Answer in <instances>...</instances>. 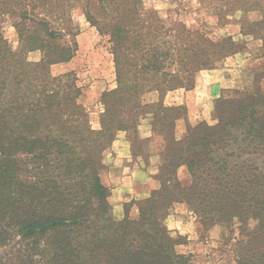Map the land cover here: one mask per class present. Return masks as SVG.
Segmentation results:
<instances>
[{
  "label": "trees",
  "instance_id": "1",
  "mask_svg": "<svg viewBox=\"0 0 264 264\" xmlns=\"http://www.w3.org/2000/svg\"><path fill=\"white\" fill-rule=\"evenodd\" d=\"M53 1L0 0V18L13 20L20 44L13 50L0 27V264H191L163 223L180 203L204 228L237 233L238 264H264V93L223 92L217 123L190 127L180 140L183 108L146 101L153 92L191 89L195 73L235 51L232 39L201 35L195 44L185 33L179 40L141 0H101L113 15L118 86L104 94L103 129L95 131L70 76L49 72L72 58L54 43L62 33L53 22L61 18L34 14L53 9ZM55 1L62 12L64 0ZM67 1L70 8L82 0ZM36 51L42 58L31 62ZM147 114L159 139L161 187L136 218L116 222L100 176L103 152L114 133ZM182 167L191 176L187 186Z\"/></svg>",
  "mask_w": 264,
  "mask_h": 264
},
{
  "label": "rangeland",
  "instance_id": "2",
  "mask_svg": "<svg viewBox=\"0 0 264 264\" xmlns=\"http://www.w3.org/2000/svg\"><path fill=\"white\" fill-rule=\"evenodd\" d=\"M141 3L145 12L155 14L156 19L163 22L162 24L170 29L169 33L179 40L185 37V33H190L195 44L197 37L204 35L213 41L230 37L235 45L234 52L221 58L214 57V64L210 69L195 73L191 89L181 88L147 95L148 102L163 100L165 106L183 108V116L177 121L175 131L178 140L185 136L190 127L201 123L213 126L217 123L214 105L223 92L238 90L264 93V0H141ZM63 4L60 13L55 8V0L52 2L53 9L34 12L40 18L46 17L51 22L61 18V23L53 22V29H59L62 33L54 43L72 52L69 61L51 65L49 72L53 77L70 76V82L81 92L79 103L88 116L90 127L100 131L103 129L105 112L103 96L116 90L118 86L117 68L110 42L113 15L102 10L101 0H82L70 8L67 7L69 1L64 0ZM0 27L10 46L18 51L20 44L13 20L10 17H1ZM166 28L164 31L168 30ZM163 38H166V34H163ZM180 45L182 44L177 41V46ZM28 58L31 62H39L42 53L32 52ZM175 68L178 66H170V69ZM213 75H220L217 80L222 82L224 87L218 96L211 100L208 108L205 106L201 111L202 115L205 113L206 119L192 124L189 121L190 106H193L190 92L195 91L197 97H202L201 94L209 91L205 87L213 85V80L216 79L212 78ZM217 80L214 81L215 85ZM195 109L193 108V111ZM152 120L153 115L147 114L137 127H131L129 123V129L114 133L113 141L102 156L103 168L100 176L103 184L104 171L117 164L114 144L123 135L131 145L133 166L145 168L155 176L159 174L163 160L158 146L159 139L154 137ZM144 134H148V138H142ZM180 170L179 179L181 177L184 183L190 184L191 176L188 171L180 174ZM142 201L144 200L124 205L125 216L120 219L111 210L113 220L119 222L127 216L136 218ZM163 223L172 238L178 242L176 251L181 255L190 256L191 264H238L237 233L232 232L230 228L219 226L204 228L187 204L173 205Z\"/></svg>",
  "mask_w": 264,
  "mask_h": 264
},
{
  "label": "crops",
  "instance_id": "3",
  "mask_svg": "<svg viewBox=\"0 0 264 264\" xmlns=\"http://www.w3.org/2000/svg\"><path fill=\"white\" fill-rule=\"evenodd\" d=\"M219 77L220 75L212 76V78H216L215 80L219 79ZM215 80H213V85L205 87V89L207 88L209 91H205L204 94H201L203 95L202 97H197L195 91L190 92L192 95L191 104L193 106H190L189 121L192 124H197L206 119L205 113L202 115L201 111L205 109V106L208 108L211 104V100L217 97L219 92L223 89L224 85L222 82L217 80L215 85ZM193 108L195 111H193ZM142 138H148V134H144ZM114 151L116 153L117 164L108 167V169L102 174V178L104 184L111 190L109 201L112 206L113 214L120 219L125 216L124 205L130 204L132 201L149 198L153 191L158 190L161 187V184L155 179V175L150 174L147 169L145 170V168L143 169L133 166L131 163V145L127 141L125 135L120 136L119 140L114 144ZM186 172L187 169L182 167L180 174ZM180 181H182L181 177ZM183 184L188 185L189 183L183 182ZM180 207L185 206L180 205ZM173 224H175V222ZM177 229H179V227Z\"/></svg>",
  "mask_w": 264,
  "mask_h": 264
}]
</instances>
